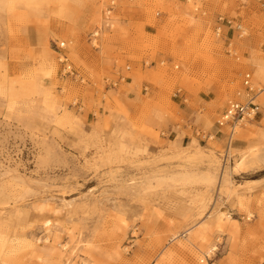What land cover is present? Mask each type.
Wrapping results in <instances>:
<instances>
[{"label":"rangeland","instance_id":"rangeland-1","mask_svg":"<svg viewBox=\"0 0 264 264\" xmlns=\"http://www.w3.org/2000/svg\"><path fill=\"white\" fill-rule=\"evenodd\" d=\"M262 2L0 0V264H264Z\"/></svg>","mask_w":264,"mask_h":264},{"label":"built area","instance_id":"built-area-1","mask_svg":"<svg viewBox=\"0 0 264 264\" xmlns=\"http://www.w3.org/2000/svg\"><path fill=\"white\" fill-rule=\"evenodd\" d=\"M112 4L113 2H111V5L109 7V9L107 10V13H109L112 9ZM262 6L264 9V2H262ZM108 16L104 17V25L106 27H108ZM227 28H232L233 30H235L238 35H242L245 33V30L242 26V24L240 22H237L234 19L231 18H227L224 17L222 15H218L215 21V26H214V32L216 35H220L222 32V29L224 27ZM98 33V30L93 31L90 35V40L92 42L93 45L95 40H96V35ZM56 49L59 52V56H58V61L61 64V74L62 75H73L75 77H79L81 80V76L79 74L78 71H76L71 63L69 62L67 56L65 53H62V50L65 47V42L61 41V42H54ZM263 48H264V42H263ZM125 79V77L122 74H117V78L116 79H110V78H105V82L108 86L111 87H115L118 82H120L121 80ZM242 85L244 87V94H243V100H230L227 104V106L225 107V109L223 110V112L221 113L220 117L216 120V126L217 129L215 131V133H204L202 130H200L199 128H195L193 127V133H195V135L197 136H203L204 138H211L212 136L216 135L217 133H221V128L222 127H226L228 129V133L226 135L228 141L231 140L232 135L234 134V132L236 131V129L242 125H244L247 122H250L252 120H254L257 112H258V105L255 102V96L258 93L259 89H256L253 86V82H252V76L249 72H246L243 74L242 76ZM146 90V88H145ZM76 103V102H74ZM172 131H170L167 135H169ZM162 134L164 135L165 132H162ZM213 264V262H212Z\"/></svg>","mask_w":264,"mask_h":264},{"label":"bare ground","instance_id":"bare-ground-1","mask_svg":"<svg viewBox=\"0 0 264 264\" xmlns=\"http://www.w3.org/2000/svg\"><path fill=\"white\" fill-rule=\"evenodd\" d=\"M96 31V30H95ZM96 40L94 42V44L97 42V39L99 38V32L96 35ZM176 66V65H175ZM230 146V145H229ZM248 162L247 157L243 154L242 156H240L239 158H237L234 162V164L231 166V174L232 173H240L246 166ZM222 214L218 215L217 217L219 218ZM211 249V248H210ZM209 249V251H210ZM213 249V248H212ZM211 249V250H212ZM208 251V252H209Z\"/></svg>","mask_w":264,"mask_h":264}]
</instances>
